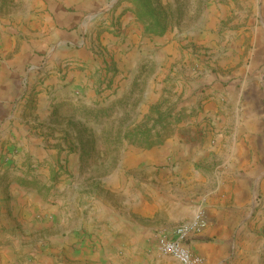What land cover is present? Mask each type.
Returning a JSON list of instances; mask_svg holds the SVG:
<instances>
[{"label": "rangeland", "instance_id": "obj_1", "mask_svg": "<svg viewBox=\"0 0 264 264\" xmlns=\"http://www.w3.org/2000/svg\"><path fill=\"white\" fill-rule=\"evenodd\" d=\"M130 15L139 31L126 21ZM128 37L132 48L124 57L120 48ZM0 41L6 44L0 63L14 61L19 51L28 58L19 78L38 67H29L21 82L37 87L55 75L60 90L80 82L63 97L53 91L39 121L32 114L36 101L21 98L0 120V209L16 205V227L23 226L22 210L34 226L12 250L0 247V264L62 263L56 250L47 259L35 256L44 251L39 242L70 235L79 223L77 208L121 209L115 190L136 189L139 172L129 164L153 146L173 149L158 161L163 168L174 165L184 145L204 144L196 168L215 177L222 170L220 134L231 132L241 113L264 135V0H0ZM256 82L258 96L248 98ZM18 125L41 133L35 136H42L52 160L47 179L39 162L21 156L32 135L16 137ZM31 184L43 203L30 197L28 207L18 198ZM45 208L47 219L40 215Z\"/></svg>", "mask_w": 264, "mask_h": 264}, {"label": "crops", "instance_id": "obj_2", "mask_svg": "<svg viewBox=\"0 0 264 264\" xmlns=\"http://www.w3.org/2000/svg\"><path fill=\"white\" fill-rule=\"evenodd\" d=\"M29 5L30 8L32 4ZM129 20L139 31L132 15L126 21ZM129 43L128 37L120 48L124 57H129L132 48L131 44L127 47ZM2 52H6V44L0 41V54ZM27 59L19 51L14 61L4 60L0 63V120L10 117L14 102L21 98L20 102L23 103L31 99L36 101L32 114L39 121L49 112L44 104L49 102L47 99L53 91L57 98L63 97L65 89L80 83L69 82V86L60 90V82H54L55 75H49L47 81L37 87L33 82H21L25 80L30 66L19 78L20 64L23 65ZM124 60L130 62L128 58ZM75 73L78 74L77 70L70 72L73 76ZM259 87L260 82L253 84L248 98H257ZM37 89H41V92L32 96L31 92ZM244 112L238 116L237 126L231 132L226 134L224 130L220 134L223 143L219 144V150L223 157L219 176L210 177L196 168L201 157L199 152L206 149L204 144L192 142L184 145V151L176 157L178 161L175 162L176 158L173 157L174 161L171 162L174 165L163 168L157 167L158 161L167 158L173 149L153 146L147 149L148 152L152 151L151 154H145L136 165L133 162L129 164L139 172L136 189L132 192L122 187L115 190L121 195V209L110 204L103 205L96 214L95 208L85 212L83 208H77L80 218L73 232L70 235L66 232L65 236L61 234L50 243L39 242L44 244V251L35 256L41 254L43 259H47L46 253L56 250L62 262L59 264H178L170 257L158 255L156 236L160 231L171 232L175 226L191 220L197 210L202 209L206 226L188 241L191 252L202 258L201 264H264V170L260 169V162L264 161V135L260 129L247 123ZM29 129L28 126L18 125L12 133L17 137L21 132L23 135L29 134ZM34 131L29 134L32 135L30 142L23 145L21 156L28 162H39L45 180L50 168L46 161L52 160L45 153V143L40 141L42 136H35L41 133L34 134ZM223 135L230 136L224 139ZM35 140H39V145L36 146ZM1 173L0 179H3ZM24 188L28 190L19 196L21 203L29 207L28 199L35 196L43 203L35 185ZM73 199L75 203V195ZM257 199L260 200L259 208L254 207ZM22 211L20 219L23 226L17 228L16 205L12 210L10 206L8 210L0 209V247L12 250L20 236H28L34 231L28 211ZM40 211L43 218L51 216L47 208ZM61 213L64 214V211ZM65 221V217L61 218L59 225H64ZM67 238L76 243L70 245ZM3 257L0 254V263Z\"/></svg>", "mask_w": 264, "mask_h": 264}, {"label": "built area", "instance_id": "obj_3", "mask_svg": "<svg viewBox=\"0 0 264 264\" xmlns=\"http://www.w3.org/2000/svg\"><path fill=\"white\" fill-rule=\"evenodd\" d=\"M206 223L204 211L198 209L191 220L175 226L171 232H159L156 236L158 255L170 257L178 264H201L202 258L191 252L188 241L202 231Z\"/></svg>", "mask_w": 264, "mask_h": 264}, {"label": "trees", "instance_id": "obj_4", "mask_svg": "<svg viewBox=\"0 0 264 264\" xmlns=\"http://www.w3.org/2000/svg\"><path fill=\"white\" fill-rule=\"evenodd\" d=\"M163 31V29H161L159 32Z\"/></svg>", "mask_w": 264, "mask_h": 264}, {"label": "water", "instance_id": "obj_5", "mask_svg": "<svg viewBox=\"0 0 264 264\" xmlns=\"http://www.w3.org/2000/svg\"><path fill=\"white\" fill-rule=\"evenodd\" d=\"M113 1H115V0H113Z\"/></svg>", "mask_w": 264, "mask_h": 264}]
</instances>
